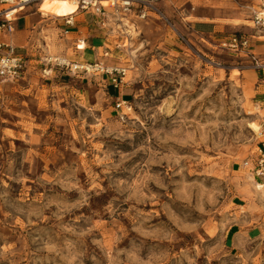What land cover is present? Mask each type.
<instances>
[{
    "label": "rangeland",
    "instance_id": "rangeland-1",
    "mask_svg": "<svg viewBox=\"0 0 264 264\" xmlns=\"http://www.w3.org/2000/svg\"><path fill=\"white\" fill-rule=\"evenodd\" d=\"M262 1L234 0L217 34L258 33ZM85 16L127 70L118 87L50 72V42L0 81V264H264L252 57L156 17L103 32Z\"/></svg>",
    "mask_w": 264,
    "mask_h": 264
},
{
    "label": "crops",
    "instance_id": "crops-1",
    "mask_svg": "<svg viewBox=\"0 0 264 264\" xmlns=\"http://www.w3.org/2000/svg\"><path fill=\"white\" fill-rule=\"evenodd\" d=\"M233 1L184 0L175 2L174 5L160 3L159 6L169 21L175 27L185 32V34H187L186 30H188L190 36L197 38L199 36L202 38L213 37V40L219 42L227 36L220 37L217 33H224V31L229 29L230 22L241 16V13L235 10ZM198 2L199 4L196 6ZM40 4L41 2L30 6L25 14L17 20L15 23V31L11 36H2L5 41L11 42L19 52L25 53L28 56L29 65L37 62L33 59V56L39 55V57H42L45 54L44 52L48 51L47 48L50 42L55 47L57 58H64L72 63L101 61L108 66L113 64L115 66L116 63L112 62V58H108L112 56L109 55L110 53L106 48L109 39L91 34V25L85 16V14L92 15L91 12L79 10L75 14L73 18L74 25L66 33L70 40H66V25L64 20L62 18H55L56 21L48 23L45 17L39 12ZM106 15L104 19L92 15L98 19L97 25L103 32L108 27L114 28L117 25L122 27L120 23L123 21L139 29L151 19L140 20L135 15L122 18L121 15H114L112 10H109ZM102 21H105L106 24L102 25ZM259 32L248 36L250 45L245 55L253 54L259 63L263 65L257 72V96L264 111V32ZM81 43L85 44L84 49H80ZM55 69L58 72L64 70L58 67L57 63L52 64L50 72H53Z\"/></svg>",
    "mask_w": 264,
    "mask_h": 264
},
{
    "label": "built area",
    "instance_id": "built-area-1",
    "mask_svg": "<svg viewBox=\"0 0 264 264\" xmlns=\"http://www.w3.org/2000/svg\"><path fill=\"white\" fill-rule=\"evenodd\" d=\"M42 0H0V81H13L20 78L27 69L28 56L11 43L5 41L2 36H11L15 31V23L25 14L27 9L33 4ZM80 11H89L92 15L106 18L109 10L114 15H121L122 18H128L135 15L140 20L156 17L169 23L166 14L160 8V3L174 5L175 2L184 0H76ZM75 15V14H74ZM73 15V16H74ZM62 18L66 26L74 25V17ZM122 22V20H120ZM253 27L260 32H264V0L259 9H253L252 14ZM102 25L106 22L102 21ZM67 33V32H66ZM223 46L236 52H245L250 45L249 38L244 34H230L224 40ZM252 57L256 68L261 69L262 64L253 54H247ZM49 60V59H48ZM52 60V59H50ZM57 66L73 73L100 74L109 76L118 87L127 75V70L120 66H108L101 61L72 63L64 58H56ZM125 102L117 104L121 108ZM257 173L264 176V154L258 162Z\"/></svg>",
    "mask_w": 264,
    "mask_h": 264
},
{
    "label": "bare ground",
    "instance_id": "bare-ground-1",
    "mask_svg": "<svg viewBox=\"0 0 264 264\" xmlns=\"http://www.w3.org/2000/svg\"><path fill=\"white\" fill-rule=\"evenodd\" d=\"M78 11L79 7L76 0H42L39 12L43 16H51L53 18H65L73 16ZM128 32H130V30ZM84 48L85 44L83 43L80 45V49ZM233 74L237 75L239 74V72L237 70H233ZM253 128L255 131H258L260 129L258 125H253ZM258 187L263 188L264 186Z\"/></svg>",
    "mask_w": 264,
    "mask_h": 264
}]
</instances>
